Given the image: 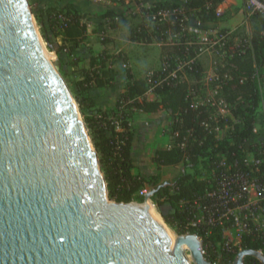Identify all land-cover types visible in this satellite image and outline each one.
<instances>
[{
    "label": "water",
    "instance_id": "obj_1",
    "mask_svg": "<svg viewBox=\"0 0 264 264\" xmlns=\"http://www.w3.org/2000/svg\"><path fill=\"white\" fill-rule=\"evenodd\" d=\"M29 0H0V264H216L149 201L111 200L91 136ZM57 58L55 50H51ZM264 254L241 249L231 264Z\"/></svg>",
    "mask_w": 264,
    "mask_h": 264
},
{
    "label": "trees",
    "instance_id": "obj_2",
    "mask_svg": "<svg viewBox=\"0 0 264 264\" xmlns=\"http://www.w3.org/2000/svg\"><path fill=\"white\" fill-rule=\"evenodd\" d=\"M111 1L125 2V0ZM225 1L185 0V7L190 11H195L200 21L214 22L219 19L218 6ZM29 3L44 40L53 46L50 50H55L58 55L61 74L64 77L67 76L64 69L65 63L60 53L66 48V42L70 43V50H73L86 39L88 27L82 21V14L72 4L61 7L60 5H43L40 0H29ZM180 7L179 2L166 1L155 3L151 9H142L144 21L145 17L149 20L152 14L159 11H170L171 14L167 20L156 22L152 33L143 22L132 30V40L162 43L163 53L168 54V57L182 54L184 46L171 45L168 41L170 34L182 30L181 24H187L180 14ZM60 14L66 17V21L60 20ZM111 15L113 12L110 11L103 16ZM250 20L254 25L250 47L247 46L239 55V51L233 46L230 59L216 72L215 85L218 89L219 100L229 110L226 116L215 115L210 104H195L192 97L194 87L182 78L181 73L177 79H168L155 87L153 90L158 99L148 100L146 93L151 89L152 78H135L130 69H127L128 83L125 91L118 98L115 108L103 111L97 107L94 96L90 94V89L112 86L116 72L109 55L104 53L91 57L90 67L83 71V79L76 83L75 99L97 151L111 200L131 202L134 194L149 183L144 177L135 176L132 173L134 168L132 146L135 134L130 120L133 112L141 110L156 113L161 110H170L174 117L170 129V145L168 148L156 150L152 161L158 168L182 164L184 170L174 184L177 192L171 196L175 206L173 216L179 221L178 233L188 232L196 233L201 237L205 236L203 231L184 228V213L177 203L182 199H190L195 192L202 191L206 185L204 180L191 178L190 173L187 172L188 169L197 168L203 161H206L209 169L212 170L222 154L229 164L237 163L238 167H242L245 163L246 155L241 143L256 135L255 117L263 96L261 78L264 76V12L255 10ZM126 25L127 20L122 18L112 21L107 26L114 29ZM48 28L55 31V37L62 36L63 45L54 47L48 34ZM105 28L104 24H100L96 31L100 33ZM103 41L107 42L104 38ZM235 119L239 120V123H234ZM225 125L230 126L228 132L218 139L217 128H223ZM255 157L264 159V155H255ZM262 173H264V165ZM151 180H153V185H157L160 175L152 176ZM166 192L168 189L164 188L152 198L157 206L161 204L158 198ZM164 220L169 226L174 227V223L166 216ZM211 240L215 245L223 240L219 230H216ZM204 243H207V239ZM241 246L244 249L257 250L262 245L253 237L244 236ZM235 256L236 253L223 250L222 263L231 264ZM207 258L216 263L215 255L207 256ZM244 264L261 263L257 258L247 256Z\"/></svg>",
    "mask_w": 264,
    "mask_h": 264
},
{
    "label": "rangeland",
    "instance_id": "obj_3",
    "mask_svg": "<svg viewBox=\"0 0 264 264\" xmlns=\"http://www.w3.org/2000/svg\"><path fill=\"white\" fill-rule=\"evenodd\" d=\"M170 2H179L181 3V7L179 9L180 14L182 18L187 22L186 27L187 29L181 33L177 39L168 36V41L171 43V45H174V43H187V42H194V43H201L202 42V35L206 34L209 35V33L213 30L211 27L207 26H199L198 25V17L195 11H190L185 7V1L184 0H170ZM36 5V4H35ZM263 7L264 8V0H226L224 3L218 6L217 11L220 12V19L222 22H227L229 25L234 27V31L230 32L233 36V39L235 41L239 40H245L247 41V46L250 47V38L252 36V33L254 31V25L251 22V17L254 11L256 10V7ZM31 6V5H30ZM37 21V19H36ZM145 22V27L149 29L150 33L154 32L155 23H152L148 20L147 17H145V21L141 20L139 23V26ZM38 24V22H37ZM39 26V25H38ZM223 27V26H221ZM200 29V33H194L193 31H190L189 29ZM214 30L217 31H227V28H219V26H216ZM39 31L41 33V29L39 27ZM58 31V29H57ZM55 31H52L50 28H48V34L50 37V40L53 42L54 47H58V43L56 40V37L54 36ZM42 35V33H41ZM43 37V36H42ZM155 37V36H154ZM44 40V38H43ZM45 41V40H44ZM205 52L196 60V64L193 70L191 69H184L182 72V78L186 79L192 87H194V90L192 91V97L195 104L205 103L210 104L208 102V99H213L212 97L215 95V78H216V72L220 69V67H223L225 63L230 59L231 53H228L226 55L218 56L213 52V48L206 45L204 46ZM50 52V56L53 60H55V66L58 69V71L61 73V69L59 67L58 59L55 58V55L52 53V51L48 48ZM63 55V53H62ZM168 55V54H167ZM67 76H63L65 79L74 99L75 94L77 93V79L75 76H73L71 73H67ZM201 88V89H200ZM261 89L264 93V77L261 78ZM77 102V100L75 99ZM78 104V103H77ZM79 106V105H78ZM151 115L147 114H139L136 116L135 125H134V131H135V147H134V159L136 161V170H134L135 175L142 176L149 183H146L142 189L146 190V192L150 191L151 188H154L158 186L159 184L169 181L171 183L170 186L167 187L168 192L163 193V195L158 198V202L161 204L157 206L154 201H152L153 205L155 206L156 211L162 218L163 223L167 225L168 230L173 232L175 235H181L178 233V224L179 221L176 220L173 216L175 212V206L172 203L171 196L175 195L177 190L174 187L176 179L182 174L184 168L182 164H179L177 166H164L161 168H157V166L153 163L152 158L154 156V153L157 149L164 148L165 144L167 142V135H169V145H170V133L166 132L165 130L160 129H150L143 125L142 120L145 117H150ZM143 117V118H141ZM161 117H170L169 115H166L165 113ZM256 117L259 118V125L260 133H262V136H258L256 139H250L247 142L243 144V149L245 152V155L248 157V159L253 160L255 155H264V107L263 105H260L259 109L257 110ZM81 119L83 120L88 132L89 129L81 115ZM234 121V123H238ZM225 125L223 128L217 129V137L218 139H221L227 134L228 128ZM90 134V133H89ZM141 149L148 150V151H141ZM188 173H190L191 178H197L200 180L206 179L211 170L208 167V163L206 161H203L197 168H190L187 170ZM160 175V180L157 185H153L151 178L154 175ZM145 200V196H140L138 194L134 195L133 201L142 203ZM164 216H166L169 220H171L174 223V227L169 226L165 220ZM225 243L226 245L231 246V251L235 248L236 241V234L234 232H226L225 233ZM225 248L223 245H215L212 242H207L206 244L202 242L201 246L205 250V256L210 257L215 255L216 256V264H223L222 263V257H223V250L225 252H228L227 248ZM230 251V252H231ZM186 255L189 257V264H193L192 258L190 256L189 251H186ZM232 263V262H231Z\"/></svg>",
    "mask_w": 264,
    "mask_h": 264
},
{
    "label": "built area",
    "instance_id": "obj_4",
    "mask_svg": "<svg viewBox=\"0 0 264 264\" xmlns=\"http://www.w3.org/2000/svg\"><path fill=\"white\" fill-rule=\"evenodd\" d=\"M256 10L264 12V8L259 7V5ZM170 14V11H159L152 14L149 21L152 23L165 21ZM59 18L66 21L64 15L60 14ZM197 23L202 26L201 21ZM181 27L182 30L170 34V38L177 39L187 29L184 23L181 24ZM189 30L194 33L201 32L198 28H190ZM231 34L227 31L213 30L209 35H202L201 43H174L184 46V51L180 55L167 57L162 68L149 75L152 78L151 89L168 79H177L179 73L184 69L193 70L197 58L205 52L204 46L206 45L213 48V52L218 56L231 53L233 46L241 55L247 48V41H235ZM220 103L222 104V101ZM245 142L241 143L242 149ZM220 157L209 176L204 179L205 188L195 192L190 199H182L177 203L184 213V228L203 231L205 236H198L201 244L205 239L207 242H212L211 237L216 230H219L223 240L218 242V245H223L224 248L226 245L225 233L234 232L237 238V245L235 246L237 249L231 251L230 245H226V248L228 252L231 251L236 254L239 250L244 249L241 246L243 237L251 236L260 241L262 246L257 251L264 254V173H262L264 159H257L254 156L251 160L246 156L244 165L238 167L237 163H227L223 154ZM146 193V190L141 188L134 195L145 196ZM184 234H188V232ZM201 248L205 254L202 246Z\"/></svg>",
    "mask_w": 264,
    "mask_h": 264
},
{
    "label": "crops",
    "instance_id": "obj_5",
    "mask_svg": "<svg viewBox=\"0 0 264 264\" xmlns=\"http://www.w3.org/2000/svg\"><path fill=\"white\" fill-rule=\"evenodd\" d=\"M166 1L170 2V0H125L124 3L113 2L111 0H40L41 4L47 6L60 5L63 7L67 4H72L74 8L82 14V21L87 24V37L80 46L70 50V43L66 42V48L60 53V56L65 63L64 69L66 73H71L76 77L77 81H79L84 77L83 71L90 67L92 56H98L105 53L111 57L116 72L113 85L90 89V94L94 96L97 107L103 111L113 110L118 98L125 91L128 83L127 69H130L135 78L145 79L148 78L151 73L158 72L162 68L168 57L163 53L162 43H146L143 40L133 41L131 33L133 29L139 26L141 20L144 21L142 9H151L155 3ZM110 11L113 12V15L109 17L103 16ZM122 18L127 20V25L125 27L113 29L107 26L112 21H118ZM197 20L200 21L199 19ZM100 24H104L106 28L99 33L96 29ZM202 25L211 27L213 30L216 26H219V28H227L229 32L234 31V27L229 25V23L221 21L220 15L217 21L202 22ZM103 38L106 39L107 42H104ZM56 40L58 46L63 45L61 35L56 36ZM262 95L261 105L264 107V93ZM146 98L152 101L158 99V96L155 94L154 90L151 89L146 93ZM212 98L213 99H208V102L213 107L215 115L226 116L229 113V110L220 103L221 100H219L218 97L217 86H215V95ZM164 113L170 117H161ZM139 114L151 115L142 120L143 125H148L146 127L151 130L160 129L170 133L171 124L174 121V117L170 110H161L156 113L135 110L130 120L133 131L136 116ZM214 118L217 119L218 117ZM234 121H236V119ZM237 122L239 123V121ZM254 126L256 135L253 139H256L257 137L262 136V133H260L261 126L259 125L258 117H255ZM226 127L229 128L230 126L227 125ZM167 138L164 148L169 147V135H167ZM134 141L132 146V158L134 163V168L132 169L133 175H135L134 170H136L137 164L133 157L136 144ZM141 151L148 150L141 149Z\"/></svg>",
    "mask_w": 264,
    "mask_h": 264
},
{
    "label": "bare ground",
    "instance_id": "obj_6",
    "mask_svg": "<svg viewBox=\"0 0 264 264\" xmlns=\"http://www.w3.org/2000/svg\"><path fill=\"white\" fill-rule=\"evenodd\" d=\"M149 203L151 204V206H152V208H153V213H154V216L166 227V229L168 230V228H167V225L165 224V223H163V221H162V218L160 217V215L158 214V212L156 211V209H155V206L153 205V203L151 202V201H149ZM169 232H170V234H171V236L173 237V238H177V236L178 235H175L173 232H171L170 230H168ZM186 251H188V250H186ZM190 253V252H189ZM191 256V255H190ZM187 259H188V261H189V257L187 256Z\"/></svg>",
    "mask_w": 264,
    "mask_h": 264
}]
</instances>
